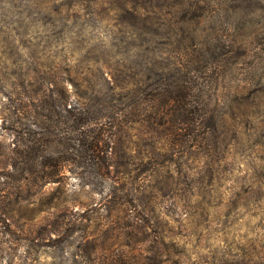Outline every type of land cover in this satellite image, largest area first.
<instances>
[{
	"label": "rangeland",
	"instance_id": "rangeland-1",
	"mask_svg": "<svg viewBox=\"0 0 264 264\" xmlns=\"http://www.w3.org/2000/svg\"><path fill=\"white\" fill-rule=\"evenodd\" d=\"M112 7L0 0V124L32 133V118L9 107L19 74L43 83H62L67 69L91 85L130 80L134 70L124 65L134 66L146 46ZM209 8L210 34L253 40L231 76L225 63L198 78L214 79L212 97L228 100L218 129L156 154L147 128L121 120L108 133L118 142L110 172L65 170L38 189L0 184L20 190L0 198V264H264V0H209ZM251 80L246 96L228 95Z\"/></svg>",
	"mask_w": 264,
	"mask_h": 264
},
{
	"label": "trees",
	"instance_id": "trees-1",
	"mask_svg": "<svg viewBox=\"0 0 264 264\" xmlns=\"http://www.w3.org/2000/svg\"><path fill=\"white\" fill-rule=\"evenodd\" d=\"M111 2L120 24L132 31L131 36H140L146 46L134 66L124 65L134 70L130 80L103 77L91 85L88 77L67 69L62 83H43L19 74L9 107L16 117L32 118V133L14 124L6 127L2 120L0 184L26 181L38 189L57 182L65 170L75 176L81 175L79 168L110 172L118 142L108 133L113 127L120 131L121 120L128 128L135 124L147 128L148 145L156 154L173 150L182 141L193 144L200 133L213 134L218 129V108L228 106V100L212 97L214 79L207 80L211 84H199L198 78L207 69L216 74L225 63L231 76L251 56L253 40L243 33L210 34L209 0ZM163 49L173 54L164 56ZM256 83L230 86L228 95L244 97ZM7 136L11 137L8 144ZM18 193V187L6 191L0 187V198Z\"/></svg>",
	"mask_w": 264,
	"mask_h": 264
}]
</instances>
